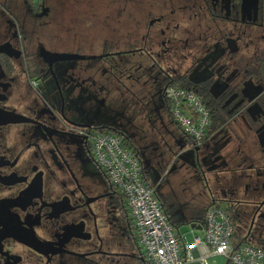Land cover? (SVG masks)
Listing matches in <instances>:
<instances>
[{
  "label": "flooded vegetation",
  "instance_id": "flooded-vegetation-1",
  "mask_svg": "<svg viewBox=\"0 0 264 264\" xmlns=\"http://www.w3.org/2000/svg\"><path fill=\"white\" fill-rule=\"evenodd\" d=\"M173 84L220 110L199 146L171 115ZM166 120L193 170L220 155L210 198L264 249V0H0V264H148L90 134L160 163Z\"/></svg>",
  "mask_w": 264,
  "mask_h": 264
},
{
  "label": "built area",
  "instance_id": "built-area-1",
  "mask_svg": "<svg viewBox=\"0 0 264 264\" xmlns=\"http://www.w3.org/2000/svg\"><path fill=\"white\" fill-rule=\"evenodd\" d=\"M165 96L171 115L194 145L210 135V114L201 97L180 85H169ZM95 164L110 185L121 195L131 219L133 236L148 264H210L211 258L223 257L230 264H263L262 247L232 242L234 226L223 205L211 204L205 210L202 234L190 243L180 242L177 231L162 203L144 177L143 165L136 152L111 131L90 134ZM194 250L199 251L197 256Z\"/></svg>",
  "mask_w": 264,
  "mask_h": 264
},
{
  "label": "rangeland",
  "instance_id": "rangeland-1",
  "mask_svg": "<svg viewBox=\"0 0 264 264\" xmlns=\"http://www.w3.org/2000/svg\"><path fill=\"white\" fill-rule=\"evenodd\" d=\"M101 121L97 119L94 121L95 125L99 124ZM167 129L170 138L175 142L174 149L172 151L168 150L165 156L161 159L162 161H154L155 157L153 156L150 160H145L142 158V154L139 153V158L142 160L144 174L147 178V181L155 187V190L158 195H166L170 205L173 206L172 223L178 224L180 221L187 220L185 217L186 212H192L193 210L201 209L205 206V202L209 200L210 189L212 188V183L210 182V177L212 173L219 169L222 161L220 155L217 154L214 158V161L209 166H205L203 170H193V166L196 167V164H193V161H190L188 156L190 152H187L186 143L180 141V133L175 128L174 124L169 120H166ZM177 143V144H176ZM228 149L231 147L234 149L238 145L228 144ZM244 149L245 143L241 141L239 147ZM214 148V147H213ZM219 148V147H218ZM180 152L177 159L174 161V153ZM203 158V157H202ZM203 164L208 163V159L204 157L202 160ZM91 169L98 177L104 176V173L98 168L93 160H90ZM170 164L169 172L163 174L160 170L161 164ZM181 233H185L188 230L187 224H182L179 226ZM189 234L185 235V239L191 240ZM226 261L223 258H218V264H224ZM264 264V263H263Z\"/></svg>",
  "mask_w": 264,
  "mask_h": 264
},
{
  "label": "crops",
  "instance_id": "crops-1",
  "mask_svg": "<svg viewBox=\"0 0 264 264\" xmlns=\"http://www.w3.org/2000/svg\"><path fill=\"white\" fill-rule=\"evenodd\" d=\"M211 129V128H210ZM212 136H211V132H210V135H209V137L208 138H211ZM235 149V153L237 154V155H241V153H242V151H243V149H242V147L240 146L239 147V145L237 146V147H235L234 148ZM233 149V150H234ZM243 154V153H242ZM143 172H144V170H143ZM144 174V173H143ZM144 177L146 178V176H145V174H144ZM147 179V178H146ZM159 196V198H160V201H161V203H162V206H163V208H164V210L166 211V213L168 214V216H169V218H170V221L172 222V216H171V213H173V206L172 205H170V203H169V200H168V198L166 197V198H163V196H160V195H158ZM212 199L209 197V200L207 201V202H205V206L204 207H202L201 209H198V210H193L192 212H186L185 213V217H186V219L187 220H193V221H191V222H185L186 220H184V221H180L178 224H174V223H172L173 225H174V228H175V230L177 231V233H178V236H179V240H180V242H184V243H190V242H192L193 241V238H194V236L195 235H201L202 234V222L199 220V218H198V215H200L201 214V212L202 213H205L204 211L206 210V208H207V206H208V204H209V202L211 201ZM187 224V226H188V230L185 232V233H181V230H180V225H182V224ZM186 234H189L190 235V239L191 240H187V239H185V235ZM197 254H199V251H196V250H194V255L195 256H197ZM218 258H223V257H216V258H211L210 260H209V262H210V264H218ZM224 259V258H223ZM225 260V259H224ZM226 261V260H225ZM193 264H197V263H193ZM224 264H230V263H228V262H225Z\"/></svg>",
  "mask_w": 264,
  "mask_h": 264
},
{
  "label": "trees",
  "instance_id": "trees-1",
  "mask_svg": "<svg viewBox=\"0 0 264 264\" xmlns=\"http://www.w3.org/2000/svg\"><path fill=\"white\" fill-rule=\"evenodd\" d=\"M181 86H184L188 89H193L195 90L194 86L191 85V84H185V85H181ZM206 107H208L209 109L211 108L212 110V114L210 115V121H211V129H210V132H212V130H215L217 128L220 127V125L222 124V122H224V120L221 118V115L219 113L220 110L217 109V105L213 104V103H205ZM101 131H109L108 129H101ZM187 137V136H186ZM188 138V137H187ZM214 203H219L215 200H211L208 204V206H210L211 204H214ZM218 205H221V204H218ZM207 206V207H208ZM205 212V211H204ZM228 213L230 215V218H231V221L233 223V226H234V231H233V237H232V242L234 245H238L240 243H247L245 241V239L242 237V235L238 232V230L236 229L235 225H234V216L232 215L231 211L228 210ZM203 217H204V213L201 212L200 215H198V218L199 220L202 222L203 221ZM193 220H186L185 222H191ZM250 244V243H249Z\"/></svg>",
  "mask_w": 264,
  "mask_h": 264
}]
</instances>
